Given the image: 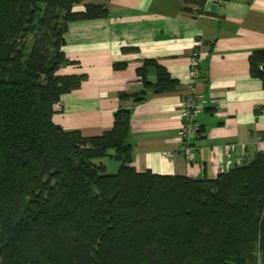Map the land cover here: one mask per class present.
<instances>
[{
    "label": "trees",
    "instance_id": "trees-1",
    "mask_svg": "<svg viewBox=\"0 0 264 264\" xmlns=\"http://www.w3.org/2000/svg\"><path fill=\"white\" fill-rule=\"evenodd\" d=\"M79 2L0 0V264H250L253 253L264 264V152L215 178L138 172L128 109L96 136L53 122L85 79L57 73L67 24L108 15L104 3L72 10ZM249 61L264 84V48ZM148 65L154 91L170 90L156 61L139 73ZM110 152L115 173L95 162Z\"/></svg>",
    "mask_w": 264,
    "mask_h": 264
},
{
    "label": "crops",
    "instance_id": "crops-1",
    "mask_svg": "<svg viewBox=\"0 0 264 264\" xmlns=\"http://www.w3.org/2000/svg\"><path fill=\"white\" fill-rule=\"evenodd\" d=\"M106 7L104 18L67 24L61 51L68 64L57 73L85 79L61 96L56 125L96 136L112 128L119 108L128 109L132 165L160 175L215 178L264 152V84L249 61L264 48V0H108ZM194 51L200 52L195 81L189 75ZM145 60L164 67L170 90L154 91V68L139 73ZM189 94L199 103L192 119L197 130L182 140L181 103ZM183 142L189 155L162 154ZM104 158L95 162L106 170Z\"/></svg>",
    "mask_w": 264,
    "mask_h": 264
},
{
    "label": "built area",
    "instance_id": "built-area-1",
    "mask_svg": "<svg viewBox=\"0 0 264 264\" xmlns=\"http://www.w3.org/2000/svg\"><path fill=\"white\" fill-rule=\"evenodd\" d=\"M199 60H200V52L199 51H194L191 55V60H190V70H189V75L192 80L195 81V79L199 75ZM182 110L180 113V117L183 120L182 126H181V131H180V136L182 140L186 138V136L194 130H197V128L194 126L192 119L193 116H195L198 111H199V103L196 100L195 96L193 94H189L184 98V100L181 103ZM60 107V103L56 104V108ZM178 151H182L186 155H189L191 153V148L186 144L182 143V145L173 151L170 150H164L162 151V154L166 157H173ZM231 154H228V157L230 158Z\"/></svg>",
    "mask_w": 264,
    "mask_h": 264
},
{
    "label": "rangeland",
    "instance_id": "rangeland-1",
    "mask_svg": "<svg viewBox=\"0 0 264 264\" xmlns=\"http://www.w3.org/2000/svg\"><path fill=\"white\" fill-rule=\"evenodd\" d=\"M88 3H104L106 4V1L103 0H81L79 3H74L72 4V10H76L81 6H84ZM44 8V5H42ZM64 10L61 11L60 13V24L62 23V16H63ZM55 50H51V53H54ZM104 159H107V167H106V173H115L117 172L120 162L116 160L114 157L106 156ZM250 264H260V255L257 253H253L252 261Z\"/></svg>",
    "mask_w": 264,
    "mask_h": 264
}]
</instances>
